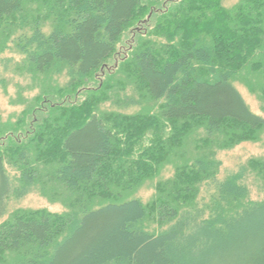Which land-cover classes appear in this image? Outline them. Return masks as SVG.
<instances>
[{
  "label": "trees",
  "instance_id": "obj_1",
  "mask_svg": "<svg viewBox=\"0 0 264 264\" xmlns=\"http://www.w3.org/2000/svg\"><path fill=\"white\" fill-rule=\"evenodd\" d=\"M224 1L0 0L27 79L0 117V218L10 196L61 208L12 211L0 264H264V158L222 178L218 158L264 137L236 88L264 114V0Z\"/></svg>",
  "mask_w": 264,
  "mask_h": 264
},
{
  "label": "rangeland",
  "instance_id": "obj_2",
  "mask_svg": "<svg viewBox=\"0 0 264 264\" xmlns=\"http://www.w3.org/2000/svg\"><path fill=\"white\" fill-rule=\"evenodd\" d=\"M150 1V0H144ZM164 1V0H163ZM236 2V0H225L224 4L226 6H231ZM22 57L17 55L14 51H7L6 53L0 55V117L2 120H6L9 115H18L19 112L24 109L21 105L9 104L10 99H16V94L18 92V87H23L27 84V79L21 75L14 72L13 64L15 62L22 61ZM7 61L6 65L5 62ZM5 66H7L5 68ZM236 88L240 92L243 100L248 105L250 111L256 115H260L264 118V114L259 110V103L256 101L255 97L250 95L248 91L241 85H236ZM27 96L32 97V95L27 94ZM17 116L13 117L16 118ZM222 163L220 168L219 177L222 178L227 174L233 173L240 170L248 160L251 158H264V137L258 144L244 143L231 151L221 152L218 156ZM10 173L13 175L12 171ZM171 173V168H168L165 177L169 176ZM247 187L250 190L251 198L256 200L263 196V189L261 184L253 180L252 177H248L245 181ZM257 185V186H256ZM260 187V188H259ZM151 191L145 189L140 190L136 197L140 198L143 202L148 201L151 197ZM1 194V192H0ZM5 211L6 214L0 218V224L5 221L8 215L17 209H28V210H39L42 208L59 212L61 208L56 205L49 204L46 200L41 198L37 194H30L21 200H13L11 196L5 201Z\"/></svg>",
  "mask_w": 264,
  "mask_h": 264
}]
</instances>
